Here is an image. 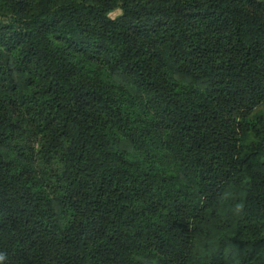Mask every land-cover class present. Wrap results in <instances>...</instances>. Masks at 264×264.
I'll return each mask as SVG.
<instances>
[{"label": "trees", "instance_id": "obj_1", "mask_svg": "<svg viewBox=\"0 0 264 264\" xmlns=\"http://www.w3.org/2000/svg\"><path fill=\"white\" fill-rule=\"evenodd\" d=\"M0 264H264V0H0Z\"/></svg>", "mask_w": 264, "mask_h": 264}, {"label": "clouds", "instance_id": "obj_2", "mask_svg": "<svg viewBox=\"0 0 264 264\" xmlns=\"http://www.w3.org/2000/svg\"><path fill=\"white\" fill-rule=\"evenodd\" d=\"M4 257H3V255L2 254H0V260H2Z\"/></svg>", "mask_w": 264, "mask_h": 264}]
</instances>
